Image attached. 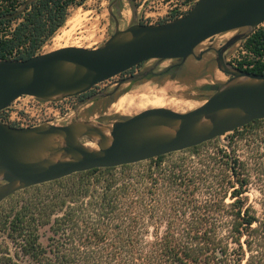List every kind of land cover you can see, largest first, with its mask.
<instances>
[{
	"label": "trees",
	"instance_id": "trees-1",
	"mask_svg": "<svg viewBox=\"0 0 264 264\" xmlns=\"http://www.w3.org/2000/svg\"><path fill=\"white\" fill-rule=\"evenodd\" d=\"M0 1V15L24 3ZM82 2L35 0L18 18L0 20L20 21L0 38V58L26 44L21 59L34 56ZM246 46L260 58L239 68L263 74L264 26ZM262 158L264 119L236 129L228 143L215 139L19 191L1 204L0 264H261L264 186L260 209L247 192L251 163Z\"/></svg>",
	"mask_w": 264,
	"mask_h": 264
},
{
	"label": "water",
	"instance_id": "water-1",
	"mask_svg": "<svg viewBox=\"0 0 264 264\" xmlns=\"http://www.w3.org/2000/svg\"><path fill=\"white\" fill-rule=\"evenodd\" d=\"M33 1L1 14L0 20L18 18ZM115 2L109 11L116 28L102 45H67L23 60H0V112L23 95L54 102L82 95L151 59L184 63L204 41L248 28L216 49L217 66L230 78L209 85L213 93L188 112L152 107L109 123L76 120L34 127L0 120V204L27 188L181 152L264 119V73L247 72L225 58L232 45L264 23V0H198L182 18L125 29L113 13ZM85 139L96 140L98 148L86 147Z\"/></svg>",
	"mask_w": 264,
	"mask_h": 264
},
{
	"label": "rangeland",
	"instance_id": "rangeland-1",
	"mask_svg": "<svg viewBox=\"0 0 264 264\" xmlns=\"http://www.w3.org/2000/svg\"><path fill=\"white\" fill-rule=\"evenodd\" d=\"M20 1L25 2L26 0ZM113 1L114 0H83L81 5H72L69 9L67 21L41 47L40 54L67 45H102L111 37L116 28L115 19L111 16L109 11ZM161 1L162 0H117L112 6V10L119 20L120 29H125L133 23H143V18L141 17L143 10H146L149 4L159 6ZM160 7H162V5H160ZM19 22L20 21H14L10 24L0 26V38L3 36H10V31L15 28ZM263 26L264 23L261 24L259 28ZM247 30L248 28H240L216 35L201 43L197 47L196 52L199 54L198 51L200 48L206 49L210 46L218 47L233 36L244 33ZM68 32L69 35L59 37ZM243 51H245V53H243ZM250 52L252 51L246 46L245 39L232 45L225 52V58L230 65L239 67L241 66L240 62H242V60L250 59ZM215 58L216 55L214 57L213 53L204 54L201 59L189 57L174 76L165 74L160 77H153L149 80L140 79L137 82H127L111 100L96 101L93 98H86L84 100L74 98L59 103L54 106L55 114L57 115L55 117L53 116L52 124L66 125L76 120H90L100 123L123 120L145 109L152 108L151 106L145 108L139 107L142 95L163 98L165 100L164 107L171 108L178 112L193 110L199 107L213 93L207 86L225 82L230 78L229 75L218 68ZM175 62L176 60L151 59L144 64L142 69L155 65L154 69L157 72H161ZM120 76L121 75L114 77L115 80L119 79ZM127 79L129 78L127 77L125 80ZM111 80H113V78L95 86L98 89L96 94L100 95L104 92V87ZM125 94L135 98L136 102L131 106L125 105L120 109V107L117 106V101L120 96ZM58 112L60 113L58 114ZM0 115V117L3 118L2 114ZM5 123L18 127L7 119ZM232 133L233 132H228L218 140H220L221 143H228L231 140ZM239 153L242 156L246 155V147H240ZM258 161L259 162L256 163L253 160L254 163H251L253 168L252 184L249 186L247 195L250 198V202L253 203L257 209H260V200L262 197L260 188L264 186V158ZM1 204L0 209H2ZM260 262L264 264V254Z\"/></svg>",
	"mask_w": 264,
	"mask_h": 264
},
{
	"label": "built area",
	"instance_id": "built-area-1",
	"mask_svg": "<svg viewBox=\"0 0 264 264\" xmlns=\"http://www.w3.org/2000/svg\"><path fill=\"white\" fill-rule=\"evenodd\" d=\"M76 1L80 2L81 0ZM197 1L198 0H162L160 2L162 7H160V5L149 4L148 8L143 10L141 14L143 24H160L171 22L177 18H182L188 14ZM2 4L3 2H0V11L3 8ZM28 46L29 44H26L25 46L19 48L16 47L7 51L4 58H0V60H22L21 57L23 56V50ZM40 49L41 47L36 51L35 55L40 54ZM243 53H245V51H243ZM250 55V59L242 60V62H240L243 68L253 67L255 60L260 58V56L254 54L253 52H250ZM99 84L100 83L97 85ZM70 99L74 98L69 97L61 101L54 102L30 95H23L15 99L7 108L0 112L3 117H0V120L5 122L7 119L18 127H34L45 123L52 124L53 116L55 117L57 115L55 114L54 106ZM59 113L60 112H58V114Z\"/></svg>",
	"mask_w": 264,
	"mask_h": 264
},
{
	"label": "flooded vegetation",
	"instance_id": "flooded-vegetation-1",
	"mask_svg": "<svg viewBox=\"0 0 264 264\" xmlns=\"http://www.w3.org/2000/svg\"><path fill=\"white\" fill-rule=\"evenodd\" d=\"M226 42L222 43L218 47L217 46H210V47H208L206 49L205 48H200L198 52L200 54L201 52H204L205 50L210 49L208 52L203 53V55L204 54H208V53H213V55L215 57L216 49H218L219 47L223 46ZM196 49H195V54L196 55L190 56V57H194V58L197 59L196 56H198L199 54H197ZM203 55L201 56V58L203 57ZM215 60H216V58H215ZM146 62H148V61H146ZM146 62H143V63L139 64L138 66H136L135 68H133V71L130 70V71L126 72V73L121 74L120 78L117 79V80H115V78H113V80L109 81L108 84L104 87V92H102L100 95L96 94L98 89L96 87H93L88 92H86V93H84L82 95H79V96H75L73 98H78L80 100H84L86 98H93L96 101H101V100H106V99L111 100L120 91V89L122 88V86L125 83H127V82H129V83L137 82L140 79H146V80L148 79L149 80V79H151L153 77H160V76L165 75V74H170V75L174 76L175 73L183 66V64L186 61L184 63H181V60H176L175 63L171 64L170 66H168V68H166L165 70H163L161 72H157L154 69L155 65L154 66H150V67H148L146 69H142V67L144 66V64ZM127 77L129 79L125 80ZM218 84H220V83H218ZM207 87L209 88V86H207Z\"/></svg>",
	"mask_w": 264,
	"mask_h": 264
},
{
	"label": "bare ground",
	"instance_id": "bare-ground-1",
	"mask_svg": "<svg viewBox=\"0 0 264 264\" xmlns=\"http://www.w3.org/2000/svg\"><path fill=\"white\" fill-rule=\"evenodd\" d=\"M67 35H69V32L62 34L59 37H65ZM62 39H60V40H62ZM135 102H136L135 98L129 96L128 94H125V95L119 97V99L117 101V106H119L120 109H122L123 106H125V105L131 106ZM140 102L141 103H140L139 107H141V108H145L147 106H151V107H164L165 106V100L163 98H160V97H157V96L150 97V96H147V95H142L141 99H140ZM83 144L86 147H89V148H92V149H97L98 148L96 140L90 141V140L85 139V140H83Z\"/></svg>",
	"mask_w": 264,
	"mask_h": 264
}]
</instances>
